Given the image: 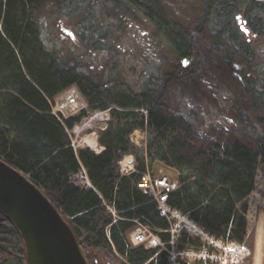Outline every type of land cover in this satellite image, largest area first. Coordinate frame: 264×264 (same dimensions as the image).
<instances>
[{
    "label": "trees",
    "instance_id": "obj_1",
    "mask_svg": "<svg viewBox=\"0 0 264 264\" xmlns=\"http://www.w3.org/2000/svg\"><path fill=\"white\" fill-rule=\"evenodd\" d=\"M62 21L73 24L74 42L53 34ZM186 27L199 37L211 30L207 47L216 60H205ZM256 39H264V0H0V160L50 200L87 264H168L167 252L132 246L127 237L137 221L169 240L170 221L137 187L143 159L137 158L135 172H119L118 162L135 152L130 134L147 127L154 135L149 163L178 171L167 205L213 239L252 252L246 198L264 163V57ZM214 62L223 64L236 95L225 107L235 119L192 120L198 114L182 106L178 114L170 111L169 91L210 80ZM71 86L88 109L66 118L53 114V99ZM106 110L107 126L97 139L103 150L75 151L67 129L88 111ZM82 167L91 187L71 180ZM194 241L200 243L184 233L179 247ZM0 264H26L22 237L1 211Z\"/></svg>",
    "mask_w": 264,
    "mask_h": 264
},
{
    "label": "rangeland",
    "instance_id": "obj_2",
    "mask_svg": "<svg viewBox=\"0 0 264 264\" xmlns=\"http://www.w3.org/2000/svg\"><path fill=\"white\" fill-rule=\"evenodd\" d=\"M194 9L196 10L197 7L194 6ZM175 12H179L178 7ZM143 21H145V19ZM138 24L140 25L141 29H143L142 23ZM58 26L62 28L61 30H67L68 32L73 33V30H71L72 28H70L73 27V24L68 27V22L65 23L62 21L58 22ZM59 27L57 29L58 31L55 30L53 34L61 38L64 42L69 41V38L67 37L68 33H61L59 31ZM195 27L186 28H188L191 32L192 39L198 42L199 48L201 50V55L205 57L206 61L211 59L216 60L217 55L207 47V40H209L212 35L211 30L208 28L204 29L202 36L199 37L197 36V34H195ZM145 33H147V31H145ZM53 38L57 39L55 37ZM255 41L257 43L260 55L264 57V39H256ZM222 65L223 64L221 62H214L213 69L209 73V75H211V79L205 80L204 78L202 79V77L200 76L199 80L202 79V81H199L201 85H199V82H195V84H180L179 86L172 88L169 91V96L165 101L166 107H168L169 110L172 111L174 114H178V112H180L181 106V110L186 109L191 111L192 114L197 113L199 118L196 117L192 120L229 121L235 119L233 113H231L230 110H227L225 108L227 107L226 103L233 100L235 94L231 92V86L229 85V82L227 83L225 81V77H227V74L223 71ZM128 71H130V65L126 64L124 66V74L128 75ZM215 76H218V80H214ZM198 86H204V88H202V90H199ZM197 95L199 97L198 100ZM178 99L180 100L179 106ZM82 109H88L87 103L75 86H71L68 89L62 91L61 93L56 95V97L52 101V111L55 114H60L62 117L76 115ZM108 111L109 110L88 111L86 116H84L79 123L75 124L71 129H67L73 146H75L76 148H87V146H90L87 141V138H89L88 136L94 139L95 143L97 144L98 133L104 130L107 126V122L109 119ZM153 137V133L147 127H144L143 129H136L130 134V141L133 142V144L135 145V152L132 155L134 158L135 168L137 165V158H142L143 160H145V162H147L146 166L152 177L166 176L169 180L177 179L178 171L176 168L166 166L159 161H153L152 163H149L147 156L146 158H143V151L148 150L150 139ZM151 144L155 146L154 143ZM99 147L100 146L98 145L97 148L92 147L94 148L92 150H98L100 149ZM153 151L154 150L152 149V152ZM150 180L152 181V178H150ZM246 202V219L248 222V234L252 233L251 240L253 241L252 252H250L245 245H240L237 243L229 242L224 244L221 240H219L218 242L221 243L220 245L219 243H217L216 240L209 237L211 239L210 242L208 239H206V236L204 234H201L196 230L190 229L186 225L185 221L179 218L180 215L179 217H174L167 214V219L170 221L171 224L169 230L167 231L170 236V239L171 231H176L178 233V238H181L185 233L186 236L190 237L191 239L193 238L194 240H196V238H198L200 240V243L194 241L193 243L184 245L180 252L187 250L195 252L196 249H200L199 251L197 250V253L204 251L213 255L215 254V256H219L220 258L222 257L226 261V264L234 263L236 261H239V264H254V256L257 252V239L259 229L258 222L260 218H262L264 222V163H260L258 165L255 176V187L254 190L247 196ZM115 218H117V216H115ZM195 225L198 229H200L197 224ZM201 243H206L209 246L200 248ZM261 244L263 250L261 264H263L264 229L262 233ZM240 248L244 249L241 250ZM210 250H213L214 252ZM189 260L193 261V259H191L190 257Z\"/></svg>",
    "mask_w": 264,
    "mask_h": 264
},
{
    "label": "water",
    "instance_id": "obj_3",
    "mask_svg": "<svg viewBox=\"0 0 264 264\" xmlns=\"http://www.w3.org/2000/svg\"><path fill=\"white\" fill-rule=\"evenodd\" d=\"M0 211L18 229L27 264H87L73 232L49 199L26 175L2 160Z\"/></svg>",
    "mask_w": 264,
    "mask_h": 264
},
{
    "label": "built area",
    "instance_id": "obj_4",
    "mask_svg": "<svg viewBox=\"0 0 264 264\" xmlns=\"http://www.w3.org/2000/svg\"><path fill=\"white\" fill-rule=\"evenodd\" d=\"M165 180H162L160 182H153L150 180L149 177H145L142 179V182L138 184V186H140L144 192H150L153 194L154 199L156 200V202L159 205V208L165 212L166 208L164 207L165 201H166V192L168 191L170 188L166 185V183L164 182ZM173 187V186H171ZM146 229L144 227H141L139 229H137L133 234H132V241L134 243H140L143 241H148V246H154L157 243H159L155 238L151 237L149 238V236L146 234Z\"/></svg>",
    "mask_w": 264,
    "mask_h": 264
},
{
    "label": "bare ground",
    "instance_id": "obj_5",
    "mask_svg": "<svg viewBox=\"0 0 264 264\" xmlns=\"http://www.w3.org/2000/svg\"><path fill=\"white\" fill-rule=\"evenodd\" d=\"M88 137L89 138H87V141H88L89 145L91 146V148L92 147L96 148L97 144L95 143V140L92 139L90 136H88ZM179 218L183 219L185 221L186 225L190 229L196 230L197 232L201 233V231L197 228V226L193 222H190L189 220H186L181 216ZM258 228L259 229H258V239H257V252L255 253V256H254V264H261V260H262V254H263L262 251L263 250L261 247V245H262L261 242H262V233H263V229H264V222H263L262 218H260V220L258 222ZM260 237H261V239H260Z\"/></svg>",
    "mask_w": 264,
    "mask_h": 264
}]
</instances>
